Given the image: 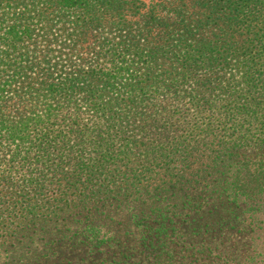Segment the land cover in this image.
Returning a JSON list of instances; mask_svg holds the SVG:
<instances>
[{
	"label": "trees",
	"instance_id": "obj_1",
	"mask_svg": "<svg viewBox=\"0 0 264 264\" xmlns=\"http://www.w3.org/2000/svg\"><path fill=\"white\" fill-rule=\"evenodd\" d=\"M168 1L0 0V264H264V0Z\"/></svg>",
	"mask_w": 264,
	"mask_h": 264
},
{
	"label": "rangeland",
	"instance_id": "obj_2",
	"mask_svg": "<svg viewBox=\"0 0 264 264\" xmlns=\"http://www.w3.org/2000/svg\"><path fill=\"white\" fill-rule=\"evenodd\" d=\"M129 3L126 7V18L127 19H132V20H141L142 15L149 13V11L152 9V6L154 4H158V7L156 9H154V13L158 16H163L166 17L168 16L170 13H166V9H168L170 6V1L168 0H127ZM187 3H189L191 0H184ZM183 3V1H181ZM181 2L179 1H175L174 4H181ZM189 11H194V9H189ZM170 20V19H169ZM159 31V26H155L152 29L151 34H157V32ZM161 95V92H156L155 96ZM167 96H171V95H167ZM161 99H159L158 97V101L160 102ZM167 103V102H166ZM150 107V106H148ZM147 107V108H148ZM179 112L182 113L183 112V108L179 107ZM10 247L9 243H5L3 245V248H7Z\"/></svg>",
	"mask_w": 264,
	"mask_h": 264
}]
</instances>
